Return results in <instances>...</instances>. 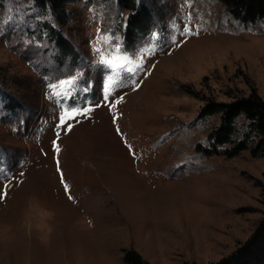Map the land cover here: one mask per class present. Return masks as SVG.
Segmentation results:
<instances>
[{"label":"rangeland","instance_id":"rangeland-1","mask_svg":"<svg viewBox=\"0 0 264 264\" xmlns=\"http://www.w3.org/2000/svg\"><path fill=\"white\" fill-rule=\"evenodd\" d=\"M150 10L128 42L118 0H70L64 15L0 0V87L19 102L0 98V264H130L132 250L212 264L264 218V155L209 154L221 114L203 113L264 100V19L223 0ZM53 32L78 54L60 59Z\"/></svg>","mask_w":264,"mask_h":264},{"label":"trees","instance_id":"trees-1","mask_svg":"<svg viewBox=\"0 0 264 264\" xmlns=\"http://www.w3.org/2000/svg\"><path fill=\"white\" fill-rule=\"evenodd\" d=\"M40 6L42 11H50L55 15H64L70 0H28ZM158 0H118L119 6L132 10L127 26L123 31L126 40L133 42L138 36L143 35L149 28L151 18L150 8ZM234 15L245 23H255L264 19V0H223ZM56 45L59 48L60 59L70 54L75 57L76 51L73 42L65 38L61 33L53 32ZM1 84V83H0ZM1 86V85H0ZM0 98L5 100L6 110L14 112L19 102L13 96L7 94L0 87ZM219 112L220 124L213 131L212 149L208 153L220 152L219 145L229 144L228 149L223 150L226 155L234 156L243 150L250 149L254 156L264 155V100L256 92L252 91L247 96H240L230 102H217L211 100L204 112ZM239 118L246 121L245 130L241 138H237L241 132L238 126ZM130 264H147V261L136 251L132 250L127 255ZM212 264H264V218L260 221L256 230L243 243H240L229 255Z\"/></svg>","mask_w":264,"mask_h":264},{"label":"snow or ice","instance_id":"snow-or-ice-1","mask_svg":"<svg viewBox=\"0 0 264 264\" xmlns=\"http://www.w3.org/2000/svg\"><path fill=\"white\" fill-rule=\"evenodd\" d=\"M97 52H99V50H97ZM102 63H104L105 65L109 66V68L112 69V70H115V69L123 70V68L125 67V65H123V64H112L110 61H102ZM62 83H63V85H70L71 83H73V81H64ZM57 87H59V85ZM77 114H79V113H77ZM69 118L71 119V118H74V117H69ZM62 122H63V118H62Z\"/></svg>","mask_w":264,"mask_h":264}]
</instances>
